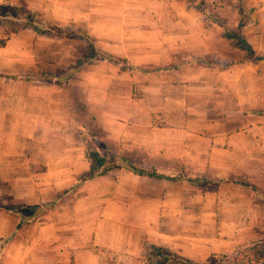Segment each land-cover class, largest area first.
I'll return each instance as SVG.
<instances>
[{
	"label": "crops",
	"instance_id": "crops-1",
	"mask_svg": "<svg viewBox=\"0 0 264 264\" xmlns=\"http://www.w3.org/2000/svg\"><path fill=\"white\" fill-rule=\"evenodd\" d=\"M1 6L76 26L86 43L130 65L101 55L78 65L82 39L35 25L15 30L16 18L1 17V179L21 204L56 200L30 223L6 213L8 232L25 235L8 243L18 250L9 264H145L150 246L206 263L239 245L244 228L256 231L240 218L256 216L247 199L264 195V59L241 64L222 34L190 11L175 15L183 5L170 0ZM256 26L245 39L264 55ZM214 54L232 63L216 65ZM91 149L167 177L118 163L76 186L91 170Z\"/></svg>",
	"mask_w": 264,
	"mask_h": 264
},
{
	"label": "rangeland",
	"instance_id": "rangeland-1",
	"mask_svg": "<svg viewBox=\"0 0 264 264\" xmlns=\"http://www.w3.org/2000/svg\"><path fill=\"white\" fill-rule=\"evenodd\" d=\"M118 0H112L113 6L117 3ZM174 3H177L180 6L183 5V8H175L172 10V12L176 13L175 15L180 16L183 15V12H189L188 15L194 17V18H201L206 22V24L203 25V27H206L210 29V32H215L218 34H222L225 40H228L230 43V47H233L235 50V58L238 62L243 64L244 62L249 61L247 58L246 51L241 47L240 40L238 39L237 35H235V31L237 30V25L235 27L231 26L234 24V22H237L239 20H244L246 17H243L241 14V10L243 9L244 12L249 17V24L245 26L244 32L245 37L249 38L253 33H246V30L250 28V26H256L258 23L260 25L256 26L261 29V31L264 30V2L263 0H170ZM188 5V6H187ZM188 7V9L186 8ZM261 10V11H260ZM115 12V10H113ZM150 11V10H149ZM24 14L32 17L37 21L36 15L31 13H26L25 10H23ZM11 14V17L13 18H19L17 17L15 10L11 7L1 6L0 7V19L3 17V15H9ZM258 16H254L257 15ZM114 15H116L114 13ZM119 15V13L117 14ZM145 15H149L145 13ZM151 15H154L153 13ZM121 16V14H120ZM134 16H139L138 14H134ZM260 19V20H259ZM16 20L13 23V28L15 29L18 22ZM21 22V21H20ZM23 23V22H21ZM20 24V23H19ZM46 27H42L44 31H48L50 34H58V33H65L68 37L73 38V41H79L78 39H82L81 41L84 51V56H88L91 54H94L97 49L101 50L97 46H95L93 40L91 39V43H86V35L85 32L78 30L76 26H66L62 28H57L56 26H49L45 25ZM247 28V29H246ZM90 39V38H89ZM227 43V41H226ZM84 56L82 58H84ZM98 57V56H97ZM109 58V57H107ZM86 59V58H85ZM112 60L115 64L121 65L122 69L127 68L130 66L123 58H109ZM214 64L220 65L222 67H227L232 63L233 56H222L221 54H214L213 58H210ZM206 60V59H205ZM137 68H141L140 66ZM261 70H257V82L264 83V77L260 75ZM261 108L264 107V105L260 106ZM262 110V109H258ZM94 151L93 149L89 150V152ZM106 160V163L102 166L104 168L113 166L114 164L122 163L120 158L114 159L113 161L110 160V157L107 156V154H102ZM121 161V162H120ZM5 175V171L3 169H0V222L2 221L3 229L0 228V233L5 232L0 236V264H9L11 260H9L10 253H16L18 250L13 248H8V243H10L11 240L18 239L19 241L25 240V235L21 236L20 238H15V233L13 232L10 234L8 232V226L10 227L11 223L7 217V210L3 209L1 206L4 205H17L21 204L18 200L14 198H10V195L12 192H9L10 184H8L4 179L2 178V175ZM6 176V175H5ZM263 197H258V199H247L249 201V205H253L254 203L257 204V215L256 216H247V217H241L240 223L241 225H245L246 222L250 221L251 223V229L255 228L256 231H249L250 228H244L242 232V240L238 244L247 243L256 239H264V195ZM245 197V195H244ZM249 198V197H248ZM4 212V213H3ZM7 213V214H6ZM253 214H256V211H252ZM2 216V217H1ZM254 225V226H253ZM2 229V230H1ZM245 231V232H244ZM20 251V250H19ZM22 251V250H21ZM5 252V253H4ZM152 252H154L153 249L149 250V255L146 257L145 264H149L154 258ZM4 257L2 258V255ZM3 261H2V260Z\"/></svg>",
	"mask_w": 264,
	"mask_h": 264
},
{
	"label": "trees",
	"instance_id": "trees-1",
	"mask_svg": "<svg viewBox=\"0 0 264 264\" xmlns=\"http://www.w3.org/2000/svg\"><path fill=\"white\" fill-rule=\"evenodd\" d=\"M11 8L15 10L17 17H19L16 20L18 24L15 30H19L27 25H35L36 29L37 27L39 28L40 26L46 27L42 23L33 19L32 17L25 15L23 9L19 7H11ZM241 14L243 17L246 18L240 21L239 27L234 34L237 35L238 39L240 40L241 47L246 51L248 60L251 61L263 60L264 55L257 54L253 45L242 35L241 28L245 24H247V22H249L248 20L249 17L244 12L243 9L241 10ZM9 15L11 16V14ZM20 21L23 23H21ZM99 55L104 57H109L112 59L116 58L112 55L106 54L102 50L97 49L94 54L88 55L86 57L84 56V58L80 59L78 65L83 64L86 60H92ZM88 157L90 158L92 163L91 170L89 174H86L82 177V179L78 184H76V186H78L80 183H82L84 180L88 178H92L97 175L103 174L108 169V167L106 168L102 167L106 163V160L97 151H92V152L88 151ZM122 164L138 175H147L150 177H158V178L167 177L166 175L161 174L156 170L139 168L135 166L133 163H131L129 160H127L126 158L122 159ZM172 178H182V176L172 175ZM60 197H58V199ZM55 204H56V200L52 202H48L46 204H34V205L17 204V205H4L1 207L9 212L17 214L20 217V223H30L36 217H38L46 208H51ZM150 248L154 250V252H152L154 258L151 259L152 261L149 264H264V239H258L247 243L239 244L230 252L212 254L210 260L206 263L191 262L188 259H185L174 253L168 252L166 249L160 246H150Z\"/></svg>",
	"mask_w": 264,
	"mask_h": 264
}]
</instances>
